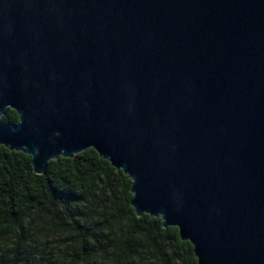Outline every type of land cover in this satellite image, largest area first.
Instances as JSON below:
<instances>
[{"label":"water","instance_id":"water-1","mask_svg":"<svg viewBox=\"0 0 264 264\" xmlns=\"http://www.w3.org/2000/svg\"><path fill=\"white\" fill-rule=\"evenodd\" d=\"M0 146L94 149L197 264H264V0H0Z\"/></svg>","mask_w":264,"mask_h":264},{"label":"trees","instance_id":"trees-1","mask_svg":"<svg viewBox=\"0 0 264 264\" xmlns=\"http://www.w3.org/2000/svg\"><path fill=\"white\" fill-rule=\"evenodd\" d=\"M0 119L18 123L10 108ZM130 184L92 148L35 174L0 146V264H197L176 227L135 214Z\"/></svg>","mask_w":264,"mask_h":264}]
</instances>
